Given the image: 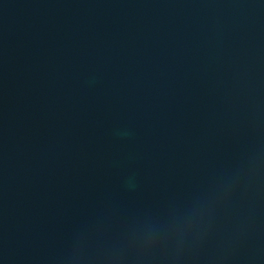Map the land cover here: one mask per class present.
Instances as JSON below:
<instances>
[{
  "label": "water",
  "instance_id": "1",
  "mask_svg": "<svg viewBox=\"0 0 264 264\" xmlns=\"http://www.w3.org/2000/svg\"><path fill=\"white\" fill-rule=\"evenodd\" d=\"M0 264H264V0H0Z\"/></svg>",
  "mask_w": 264,
  "mask_h": 264
}]
</instances>
